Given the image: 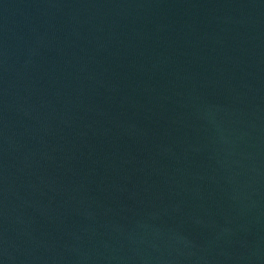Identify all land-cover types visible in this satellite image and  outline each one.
Here are the masks:
<instances>
[{
  "label": "water",
  "instance_id": "1",
  "mask_svg": "<svg viewBox=\"0 0 264 264\" xmlns=\"http://www.w3.org/2000/svg\"><path fill=\"white\" fill-rule=\"evenodd\" d=\"M0 264H264V0H0Z\"/></svg>",
  "mask_w": 264,
  "mask_h": 264
}]
</instances>
